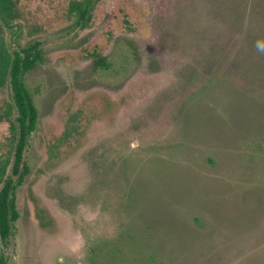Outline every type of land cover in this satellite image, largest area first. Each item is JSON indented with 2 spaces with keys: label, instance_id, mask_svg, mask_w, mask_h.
<instances>
[{
  "label": "rangeland",
  "instance_id": "rangeland-1",
  "mask_svg": "<svg viewBox=\"0 0 264 264\" xmlns=\"http://www.w3.org/2000/svg\"><path fill=\"white\" fill-rule=\"evenodd\" d=\"M36 42L8 264H264V0H0V191Z\"/></svg>",
  "mask_w": 264,
  "mask_h": 264
},
{
  "label": "trees",
  "instance_id": "trees-1",
  "mask_svg": "<svg viewBox=\"0 0 264 264\" xmlns=\"http://www.w3.org/2000/svg\"><path fill=\"white\" fill-rule=\"evenodd\" d=\"M76 13V24L79 27H83L91 20L90 4L77 5ZM93 56L96 58L97 66L104 65L105 60L100 52L94 51ZM42 61V45L40 42H36L28 47L16 50L10 63L9 79L15 106L19 113L17 118L19 136L15 151V165L12 169L11 177H8L3 182V187L0 191V238L3 244L8 243L15 237L16 223L19 219L16 209V191L30 173L29 167L24 161V154L29 138L36 129L38 120L37 110L25 85V75ZM0 264H8L1 254Z\"/></svg>",
  "mask_w": 264,
  "mask_h": 264
}]
</instances>
